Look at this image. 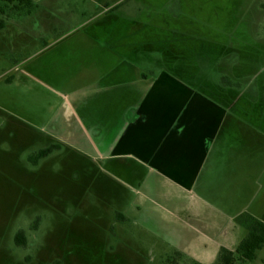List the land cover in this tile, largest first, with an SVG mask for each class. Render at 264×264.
I'll list each match as a JSON object with an SVG mask.
<instances>
[{"label":"rangeland","instance_id":"rangeland-1","mask_svg":"<svg viewBox=\"0 0 264 264\" xmlns=\"http://www.w3.org/2000/svg\"><path fill=\"white\" fill-rule=\"evenodd\" d=\"M92 2L45 0L30 15L20 12L13 26L7 25V16L15 12L0 2V13L7 15L0 27H6L0 32V264H190L167 263L173 257L170 247L142 222L115 220L114 211L125 202L134 203L136 185L121 184L100 165L65 148L32 165L29 157L51 144L40 128L50 97L34 80L12 71L27 69L38 76L41 42L31 43L56 27V34L66 40L72 32L83 31L109 34L113 47L121 39L123 49L138 51L145 72L170 68L193 83L199 75L210 81L233 78L239 85L232 90L235 95L221 97L235 116L227 119L225 129H233L223 138L227 167L209 187L208 201L231 217L249 212L260 218L264 0H122L115 10L102 13ZM174 36L175 50L159 47L161 40ZM26 42L30 45L24 46ZM9 72L16 77L13 83L5 82ZM154 214L168 217L167 212ZM19 231L26 237L25 247L14 243ZM236 264H264V247L252 261Z\"/></svg>","mask_w":264,"mask_h":264},{"label":"crops","instance_id":"crops-1","mask_svg":"<svg viewBox=\"0 0 264 264\" xmlns=\"http://www.w3.org/2000/svg\"><path fill=\"white\" fill-rule=\"evenodd\" d=\"M32 1L40 9L45 0ZM92 1L98 12L122 3ZM14 14L0 13V27L4 16L8 26L22 17ZM49 30L48 37L31 43L41 42L40 74L21 68L12 72L28 76L49 95L40 128L50 145L88 158L121 184L136 185L134 203L122 204L114 211L116 218L142 222L162 237L173 256L179 254L190 264H215L221 248L234 251L246 235L235 223L238 215H226L207 195L227 167L223 138L233 129L225 127L234 109L173 69L159 66L156 73L145 72L138 51L123 49L121 39L113 47L109 34L100 36L103 32H72L66 40L56 27ZM168 40L176 41V36ZM9 78L10 83L16 79L12 73L5 82ZM205 84L221 97L231 90L217 81ZM118 195L121 201L124 194ZM154 212H167L168 217Z\"/></svg>","mask_w":264,"mask_h":264},{"label":"trees","instance_id":"trees-1","mask_svg":"<svg viewBox=\"0 0 264 264\" xmlns=\"http://www.w3.org/2000/svg\"><path fill=\"white\" fill-rule=\"evenodd\" d=\"M3 3V9H9L10 11L23 12L26 15H30L31 11L37 9V5L32 0H0ZM5 12H2L4 14ZM177 26V25H176ZM178 27V26H177ZM170 43L168 39L160 41V48L164 50H169ZM170 51V50H169ZM213 63V61L211 62ZM214 71V70H213ZM229 76H220L219 83L227 89L233 90L238 89V84L231 81ZM11 78L7 80L6 83H10ZM240 89V88H239ZM228 94L233 97L232 91ZM228 104V103H226ZM225 104V107L228 105ZM59 146L52 144L48 147L39 150L36 154L29 157V161L32 165L37 166L40 160L46 158L54 151L58 150ZM116 220L121 222V218L117 215ZM235 223L246 230V235L241 239L234 251L221 248L219 250L215 264H236L245 263L247 261H252L256 257L257 251L264 247V214L260 218H256L249 214L248 212H243L235 218ZM26 237L22 231L17 232L14 237V243L18 247L26 246ZM179 262L184 260L179 254L174 255L172 258H168L167 263H172L171 261Z\"/></svg>","mask_w":264,"mask_h":264},{"label":"flooded vegetation","instance_id":"flooded-vegetation-1","mask_svg":"<svg viewBox=\"0 0 264 264\" xmlns=\"http://www.w3.org/2000/svg\"><path fill=\"white\" fill-rule=\"evenodd\" d=\"M186 41H188L187 39H185L183 42H181L180 43V45H183V46H181V48H184L185 47V42ZM175 42L176 41H172L171 40V43H170V48L171 49H176V44H175ZM187 54H188V52H187V50H185V49H183ZM174 53V52H173ZM214 63V62H213ZM213 63L211 64V65H213ZM215 66V65H214ZM216 67V66H215ZM214 70V72L216 71V72H218V70L215 68V69H213ZM190 73V71L188 70L187 71V74H189ZM196 78H198V80H195V82L193 83V82H190V80H187V79H184L186 82H188L189 84H192V85H195V86H197V89L198 90H200L201 92H203V93H205V94H207V95H209V97H211V98H213V99H215V100H217V101H223V98H221V96L219 95V94H217L216 92H213L212 90H210L209 91V89H211V86L210 85H207V84H205L206 82H210V79L209 80H207L206 79V82H204V80H203V77H201V75H199V76H196ZM215 82V81H214ZM217 82H219V80L217 81ZM224 97V96H223ZM227 99V98H226ZM231 104H233V103H231Z\"/></svg>","mask_w":264,"mask_h":264}]
</instances>
